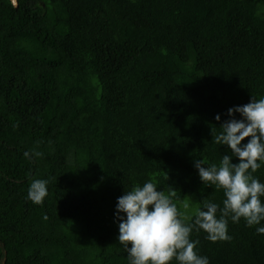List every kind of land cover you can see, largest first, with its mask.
Returning <instances> with one entry per match:
<instances>
[{"label": "trees", "instance_id": "obj_1", "mask_svg": "<svg viewBox=\"0 0 264 264\" xmlns=\"http://www.w3.org/2000/svg\"><path fill=\"white\" fill-rule=\"evenodd\" d=\"M251 97H264V0H0V260L128 264L115 204L149 180L185 215L222 207L193 161L231 154L214 136ZM253 175L264 183V165ZM33 179L48 182L41 204ZM258 226L229 218L230 240L191 239L210 264H264Z\"/></svg>", "mask_w": 264, "mask_h": 264}, {"label": "clouds", "instance_id": "obj_2", "mask_svg": "<svg viewBox=\"0 0 264 264\" xmlns=\"http://www.w3.org/2000/svg\"><path fill=\"white\" fill-rule=\"evenodd\" d=\"M234 113L240 118L236 119ZM226 115L228 119L220 123L214 142L231 154L222 155L218 164L193 161L204 187L222 189V207L205 199L193 216L185 215L174 202L177 190L168 186L165 192L151 180L123 191L116 200L114 218L119 221L116 240L125 248L128 264H171L173 260L176 264H210L196 250L198 241L191 239V234L195 229L213 242L230 240L229 218L232 223L243 218L249 227L259 225L255 231L264 235V183L253 175L264 165V97H251L247 104L229 108ZM214 120L219 122L220 114ZM245 138L246 143H242ZM24 156L29 157V152ZM233 158L236 163L231 162ZM47 183L45 179H33L27 199L41 204L48 195Z\"/></svg>", "mask_w": 264, "mask_h": 264}, {"label": "water", "instance_id": "obj_3", "mask_svg": "<svg viewBox=\"0 0 264 264\" xmlns=\"http://www.w3.org/2000/svg\"><path fill=\"white\" fill-rule=\"evenodd\" d=\"M14 7H17V0H9ZM4 257L0 260V264H5V252L3 253Z\"/></svg>", "mask_w": 264, "mask_h": 264}]
</instances>
